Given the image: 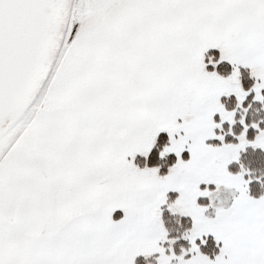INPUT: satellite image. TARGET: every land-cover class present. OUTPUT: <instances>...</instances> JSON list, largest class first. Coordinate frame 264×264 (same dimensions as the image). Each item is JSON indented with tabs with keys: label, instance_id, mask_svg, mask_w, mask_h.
<instances>
[{
	"label": "snow or ice",
	"instance_id": "1",
	"mask_svg": "<svg viewBox=\"0 0 264 264\" xmlns=\"http://www.w3.org/2000/svg\"><path fill=\"white\" fill-rule=\"evenodd\" d=\"M0 264H264V0H0Z\"/></svg>",
	"mask_w": 264,
	"mask_h": 264
}]
</instances>
